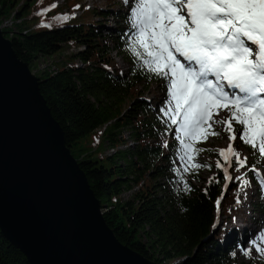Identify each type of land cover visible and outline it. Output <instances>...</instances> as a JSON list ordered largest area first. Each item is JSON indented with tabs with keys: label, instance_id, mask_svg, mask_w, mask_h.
<instances>
[{
	"label": "trees",
	"instance_id": "1",
	"mask_svg": "<svg viewBox=\"0 0 264 264\" xmlns=\"http://www.w3.org/2000/svg\"><path fill=\"white\" fill-rule=\"evenodd\" d=\"M30 1L0 0V24L11 18L20 21L15 31L3 28V35L29 69L64 46L76 45L69 62L47 66L38 78L39 91L118 242L154 264H236L241 230L216 231L215 223L220 208L230 217L240 184L224 179L229 166L207 148L201 151L202 161H197V153L190 163L211 173L209 180L202 183L192 167L185 177L177 166L181 149L175 125L164 123V115L155 111L142 91L155 92L153 88L165 82L140 69L127 50L132 36L129 9L115 11L116 4H110L107 11L86 9L78 19L31 29ZM60 12L54 7L48 13ZM109 18L114 20L113 32L103 35ZM110 49L123 58L126 72L110 57ZM99 130L104 144L113 150L104 157L94 156L99 143L92 147L89 141ZM238 136L236 146L251 156V163L264 160L242 146ZM217 163L222 167L217 168ZM185 184L190 191L184 190ZM123 194L128 198L123 199ZM0 264H28L1 233Z\"/></svg>",
	"mask_w": 264,
	"mask_h": 264
},
{
	"label": "snow or ice",
	"instance_id": "2",
	"mask_svg": "<svg viewBox=\"0 0 264 264\" xmlns=\"http://www.w3.org/2000/svg\"><path fill=\"white\" fill-rule=\"evenodd\" d=\"M129 22L130 56L166 82L161 111L165 124L176 125L181 161L203 151L197 143L219 135L213 125L229 134L228 147L219 151L225 165L234 161L237 172L247 165L234 147L237 133L242 146L264 159V0H135ZM225 110L227 118L216 119ZM237 179L248 186L243 176ZM184 190L190 191L187 184ZM250 244L264 260V231Z\"/></svg>",
	"mask_w": 264,
	"mask_h": 264
},
{
	"label": "water",
	"instance_id": "3",
	"mask_svg": "<svg viewBox=\"0 0 264 264\" xmlns=\"http://www.w3.org/2000/svg\"><path fill=\"white\" fill-rule=\"evenodd\" d=\"M0 27V233L28 264H154L122 245Z\"/></svg>",
	"mask_w": 264,
	"mask_h": 264
},
{
	"label": "rangeland",
	"instance_id": "4",
	"mask_svg": "<svg viewBox=\"0 0 264 264\" xmlns=\"http://www.w3.org/2000/svg\"><path fill=\"white\" fill-rule=\"evenodd\" d=\"M134 2L135 0H51V3L49 4L48 0H31L29 2L30 8L28 11L30 12V15L27 17V25L31 27V29L39 27L42 24H51L52 26H56L58 23H66L68 21L78 19L86 9H102L107 11L110 9V4H116L114 9L115 11L127 12V9H129L131 12ZM54 7L60 8L61 12L52 16L48 12ZM19 22L20 21L12 18L7 19L2 21L0 27L1 29L7 28L11 31H15V25L19 24ZM105 26L106 32L104 31L103 35L106 33L108 34L109 32L112 33L114 28V20L109 18V21ZM71 48H76V45L68 44L64 46L58 53H56V55L50 58L39 59L30 67V71L39 78L44 76L45 71H48L47 66H51L52 69V65H60L62 61L69 62V54H74V50ZM109 53L110 57L114 60L117 66L126 72L128 68L123 58L114 50L110 49ZM153 89L155 92H147L142 90L143 96L152 103L156 112L164 115L161 109L165 107V102L167 100L166 82L163 87ZM227 116L228 113L226 110L221 111L219 116H216V119H226ZM164 117L167 119L165 115ZM175 129L176 125L174 131ZM213 130L218 132L219 135H209L206 141L197 143L195 147L200 149L207 148L211 151H216L219 155L220 150L226 149L228 147V135L227 132L224 131L222 125H213ZM101 133L102 130H99L97 133L92 134L89 137L92 147H96V144L99 143L98 150L94 153V156L98 157H104L105 155H110L113 153V150L109 149L108 146L104 144ZM236 142L234 143V147L237 149V151H239L241 158H244L245 156L248 158L247 165L244 168H241L238 172L236 170L232 171V168L236 167L233 162L232 166L226 168L227 174L232 177V182L230 181V183L233 185H236L237 183L240 184L239 194L237 199L232 202L229 208V211L231 212L230 217L225 216L222 213V209H219L216 216L215 229L216 231L224 232H232L234 228L235 230L236 228L241 230L239 231L243 234V238L238 240L236 244V264H262L260 256L251 246L250 242L254 240L260 232L264 231V224L261 222L264 218V189L261 188V183L264 182V160H261L258 163H251V156L244 149L238 148L236 146ZM92 147L90 150L93 149ZM197 157V161H202L204 156L201 154V151L197 154ZM220 158L221 160H224L222 157ZM177 166L182 170V173L185 177H187V175L192 172L191 163L189 160L181 161L179 158L177 161ZM185 166H187V171H185ZM253 168L255 171L250 170ZM195 170V173L199 176L202 183L209 180V178L212 176L211 173L202 171L199 168H196ZM240 176H243L247 180V187L241 188V181L237 179V177ZM122 198L127 199L128 194H123ZM256 205L257 208H255ZM244 250L250 251L251 254L249 256H245L243 254ZM167 264L174 263L169 262Z\"/></svg>",
	"mask_w": 264,
	"mask_h": 264
},
{
	"label": "bare ground",
	"instance_id": "5",
	"mask_svg": "<svg viewBox=\"0 0 264 264\" xmlns=\"http://www.w3.org/2000/svg\"><path fill=\"white\" fill-rule=\"evenodd\" d=\"M63 23V22H62ZM58 24H60V23H58ZM48 25V24H47ZM51 25V24H50ZM263 224H264V218H263V220L261 221ZM259 233V232H258Z\"/></svg>",
	"mask_w": 264,
	"mask_h": 264
}]
</instances>
